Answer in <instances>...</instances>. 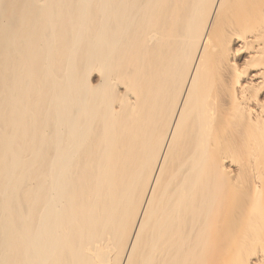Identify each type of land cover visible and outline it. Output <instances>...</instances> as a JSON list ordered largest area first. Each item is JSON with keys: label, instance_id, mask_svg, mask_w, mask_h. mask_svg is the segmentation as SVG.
Returning a JSON list of instances; mask_svg holds the SVG:
<instances>
[{"label": "bare ground", "instance_id": "bare-ground-1", "mask_svg": "<svg viewBox=\"0 0 264 264\" xmlns=\"http://www.w3.org/2000/svg\"><path fill=\"white\" fill-rule=\"evenodd\" d=\"M0 264H264V0H0Z\"/></svg>", "mask_w": 264, "mask_h": 264}]
</instances>
